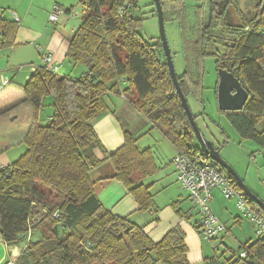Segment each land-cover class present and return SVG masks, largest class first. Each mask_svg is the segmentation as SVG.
Returning <instances> with one entry per match:
<instances>
[{
    "label": "trees",
    "instance_id": "16d2710c",
    "mask_svg": "<svg viewBox=\"0 0 264 264\" xmlns=\"http://www.w3.org/2000/svg\"><path fill=\"white\" fill-rule=\"evenodd\" d=\"M139 1L78 0L81 22L66 57L84 64L87 71L73 77L41 65L25 85H13L15 95L20 94L29 108L26 119L14 113L7 127L0 125V152L11 147L7 132H24L26 146L16 161L0 170V237L21 248L15 264H190L179 227L152 241L142 226L101 205L89 177L101 161L93 152L100 146L93 123L108 112L109 92L122 93L178 152L202 151L175 91L159 37L148 40L140 34L144 18L132 13ZM200 1L193 40L185 37L186 25L180 20L185 69L177 75L179 85L185 97L201 99L204 59L214 57L217 68H230L249 96L240 110L219 111L241 138L264 147L263 131L256 129L264 119V0L250 22L240 29L224 27L217 35L212 33L219 18L215 0ZM160 3L164 21L175 12L184 13L182 0ZM17 29L16 22L0 20V47L13 45ZM228 38L234 46L224 48ZM123 78L127 86L121 89L118 82ZM45 95L52 96L53 113L41 125ZM104 159L111 161L114 177L133 195L138 210H151L153 196L141 183L157 170L150 149L139 151L136 138L124 132L123 144ZM176 212L184 217L178 206ZM201 264H264V236L241 244L228 257H204Z\"/></svg>",
    "mask_w": 264,
    "mask_h": 264
},
{
    "label": "crops",
    "instance_id": "0c3cea01",
    "mask_svg": "<svg viewBox=\"0 0 264 264\" xmlns=\"http://www.w3.org/2000/svg\"><path fill=\"white\" fill-rule=\"evenodd\" d=\"M54 4H58L64 9H69L71 12L60 16L56 23L57 25L51 26L48 16ZM77 8H80V12L78 11V14L74 15L73 12L76 14ZM81 10L78 0H0V20L14 21L18 24L13 45L0 47V76L8 79V85L0 90V105H3V109H0L1 126L7 127L6 120L14 113L21 114V119H26L29 112L28 105L20 94L15 95L13 85H25L35 69L41 65L44 66L43 57L45 55L49 54L51 56V64L58 65V73L64 66H67L69 76H72L73 70L77 67H80L79 75L87 71V67L84 64L73 63L66 57L69 40L81 22ZM39 11H41L44 21L42 30L38 29L36 13ZM218 20L220 21V18ZM118 85L121 89L126 88V79H121ZM7 98L8 100H6ZM105 99L108 112L93 123L94 130L100 141V146L94 148L93 152L101 161L89 172L95 194L101 205L115 215L127 217L132 223L142 226L154 242L159 241L169 229L175 226L179 227L188 248L187 258L190 264H201L204 257L217 254L215 252L210 254L211 244L209 246L208 243H203L198 228H196L198 218L193 216V207L189 194L181 189L176 181V168L172 161L178 150L171 144L173 153L169 157V163L172 169L165 171V162L161 159L159 151L155 149L153 140L148 137L154 131L160 134L162 139L165 140L166 138L157 128L154 129L152 127L150 121L122 93L109 92ZM5 103H8V106H5ZM47 121L39 115L41 125ZM124 132H129L136 138V146L139 151L150 149L157 167L153 175L141 180V183L149 187V192L153 196V207L148 211L138 210V205L133 195L114 177L115 169L113 164L110 160L104 159L105 154L114 152L123 144ZM6 134V144L8 141H10L11 146L17 143L23 144L24 132L12 131ZM140 143L142 144L140 145ZM25 150V147L24 149L17 148L15 150H11L9 147L0 152V170L10 166ZM184 192H186V196L181 194ZM162 193L166 194L165 199L158 196ZM184 198L186 199L185 201L183 200ZM214 198L213 195L212 208ZM260 198L264 200V195ZM188 201L191 208L185 206ZM174 206H178L184 217H180L177 214ZM213 211L215 214L218 213L217 209L215 211L213 208ZM225 211L229 214L231 213L230 211ZM218 214L224 219L221 212ZM236 219L239 220L240 218L236 216ZM227 232L228 228L226 233L219 238L220 246L223 248L219 254H223L226 257L230 255V250H233V247L224 240ZM212 242L214 243V241ZM246 242L248 241L239 243L238 247ZM19 249L20 247L18 246L7 245L0 237V264L15 255Z\"/></svg>",
    "mask_w": 264,
    "mask_h": 264
},
{
    "label": "rangeland",
    "instance_id": "374dc122",
    "mask_svg": "<svg viewBox=\"0 0 264 264\" xmlns=\"http://www.w3.org/2000/svg\"><path fill=\"white\" fill-rule=\"evenodd\" d=\"M184 4V13L181 15H175L172 19L164 21L165 34L167 42L172 54L173 65L176 74L179 76L183 73L185 69V60L182 48V36L180 28V20L184 21L186 25L185 37L188 40H193L196 37V9L197 6L201 5L200 0H182ZM151 0H140L139 8L132 12L136 17H143V24L140 28V34L151 40L159 37V24L156 14L155 5ZM80 12V8H77L74 15ZM71 12V11H70ZM82 14V10L80 16ZM38 29L42 30L44 28V21L42 18L41 11L36 13ZM180 16V17H178ZM220 17V16H219ZM221 19V18H220ZM224 19V18H223ZM56 22H49L51 26L55 25ZM57 25V24H56ZM223 24L218 20L215 28L212 30L214 35H217L221 30ZM194 68V64H191ZM202 70V97L201 99L195 98L192 94H189L186 99L189 108L195 117L196 124L199 130L208 138L215 147H218L221 157L226 160L238 173L244 183L247 185L249 190L255 195H259L258 198L262 200V195H264V147L258 143L253 142L250 139H244L239 136L234 126L227 119L225 114L219 111L217 104V83H218V69L216 67V61L214 57H206L203 62ZM62 75H69V70L67 66L60 70ZM68 73V74H65ZM80 73V67L73 70L72 76L78 77ZM53 113L52 107V96L45 95L42 98L41 109L39 115L42 119L46 121L50 119ZM155 129V128H154ZM258 131H263L264 135V119L263 122L256 126ZM224 130L225 134H222ZM156 131V130H155ZM148 138L152 139L154 142V147L157 149L161 155V159L165 162V171L172 169L169 163V157L173 153V147L167 139H162L160 134L152 131L151 136ZM167 140V141H166ZM225 142V143H224ZM23 143V142H22ZM142 143H140L141 145ZM21 145V146H20ZM26 148L23 144H15L11 146V150ZM184 193L182 195L186 196ZM165 193L158 195L159 197L165 199ZM214 195L213 208L222 213L224 219H222L217 213V217L222 221L228 228L226 240L227 244L233 247V251H238V245L241 242L255 240L257 235L255 233L254 225L249 222L248 219L241 216L240 211L236 207L235 199H228L222 195L219 189L212 190V196ZM186 200L185 198L183 199ZM264 201V200H263ZM193 207V216L198 218L197 210ZM191 208L190 202L185 205ZM212 206V205H211ZM212 208V209H213ZM225 210L230 211L227 213ZM215 213V212H214ZM229 215V217H227ZM238 216L240 221L236 219ZM229 219V221H228ZM225 220V221H224ZM226 228V231H227ZM225 231V233H226ZM224 233V234H225ZM223 234V235H224ZM202 239V238H201ZM203 240V239H202ZM214 241V243L212 242ZM203 243H208L210 246V254L213 252L219 254L222 251V246H220L219 238L215 240H203ZM22 243L20 246H24ZM231 251V250H230ZM19 255V254H18Z\"/></svg>",
    "mask_w": 264,
    "mask_h": 264
},
{
    "label": "built area",
    "instance_id": "2783aa9c",
    "mask_svg": "<svg viewBox=\"0 0 264 264\" xmlns=\"http://www.w3.org/2000/svg\"><path fill=\"white\" fill-rule=\"evenodd\" d=\"M67 11L58 4H54L49 12L50 22L58 21L59 17ZM17 20V18H16ZM49 54L43 57L44 66L53 73L58 72V65L51 64ZM8 84V79L0 76V90ZM176 168V181L179 187L189 194L198 214V231L203 240H215L220 238L226 231L225 224L214 213L211 201L212 190L219 189L222 195L228 199H235V204L241 213L254 225L257 237L264 236V214L259 207H254L249 198L236 187L231 176L222 171L221 167L210 156L202 151H192L190 154L178 152L173 158ZM57 216V214H55ZM21 248L15 255L8 258L3 264H15ZM245 256V252L240 253Z\"/></svg>",
    "mask_w": 264,
    "mask_h": 264
},
{
    "label": "water",
    "instance_id": "95a60500",
    "mask_svg": "<svg viewBox=\"0 0 264 264\" xmlns=\"http://www.w3.org/2000/svg\"><path fill=\"white\" fill-rule=\"evenodd\" d=\"M155 5L156 14L158 18L159 24V39L162 45V50L165 56V61L168 67L169 75L171 77L172 83L174 85L175 91L181 101V104L184 108V111L188 117L190 122L194 137L197 141V145L202 150L203 153H206L210 156V158L225 170L234 182L239 186L241 191L249 198V200L255 202L258 207L264 211V201L259 199L256 195H254L241 177L238 175L236 170L226 161L224 160L219 150L214 146V144L204 136V134L199 130L195 118L189 108L187 103V99L183 94V91L179 85V81L177 78V74L174 69L173 60L171 50L169 48L165 28H164V18H163V10L160 3V0H151ZM225 1V0H224ZM224 1L216 0L217 12L222 13L224 10ZM256 4V3H255ZM255 4H248L246 8L249 10L250 15L252 14L251 8ZM251 18L247 19V22H250ZM228 26H234L232 23L228 22ZM218 83H217V104L218 109L221 111H237L240 110L249 94L248 91L241 85L239 79L233 75V73L224 68H218Z\"/></svg>",
    "mask_w": 264,
    "mask_h": 264
},
{
    "label": "flooded vegetation",
    "instance_id": "af4514ba",
    "mask_svg": "<svg viewBox=\"0 0 264 264\" xmlns=\"http://www.w3.org/2000/svg\"><path fill=\"white\" fill-rule=\"evenodd\" d=\"M220 1L223 2L224 0H220ZM260 1L261 0H225L223 12L222 13L217 12L220 16L218 17L221 19L224 18V22H225V24H223L221 29L225 27V29L229 31V28H234L236 26L238 29H240L238 26L243 25L248 18L252 19L253 17H255V15L257 14L259 10ZM215 4H216V0H215ZM248 4H255L251 8V12H252L251 15L249 13V10L246 8V5ZM216 8H217V5H216ZM228 22L232 23L234 26H228ZM228 40L229 38L224 41V44H223L224 48L234 46V42L229 43ZM217 49L220 52L224 51L222 50L221 46H217ZM224 69H227V68H224ZM227 70L231 71L230 68Z\"/></svg>",
    "mask_w": 264,
    "mask_h": 264
},
{
    "label": "bare ground",
    "instance_id": "6f19581e",
    "mask_svg": "<svg viewBox=\"0 0 264 264\" xmlns=\"http://www.w3.org/2000/svg\"><path fill=\"white\" fill-rule=\"evenodd\" d=\"M14 248V247H13Z\"/></svg>",
    "mask_w": 264,
    "mask_h": 264
}]
</instances>
